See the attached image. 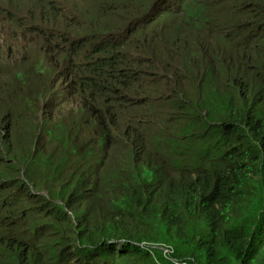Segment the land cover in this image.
Segmentation results:
<instances>
[{"label": "trees", "instance_id": "1", "mask_svg": "<svg viewBox=\"0 0 264 264\" xmlns=\"http://www.w3.org/2000/svg\"><path fill=\"white\" fill-rule=\"evenodd\" d=\"M0 264H264V0H0Z\"/></svg>", "mask_w": 264, "mask_h": 264}, {"label": "rangeland", "instance_id": "2", "mask_svg": "<svg viewBox=\"0 0 264 264\" xmlns=\"http://www.w3.org/2000/svg\"><path fill=\"white\" fill-rule=\"evenodd\" d=\"M155 246L159 247V246H162V245H159V244H154Z\"/></svg>", "mask_w": 264, "mask_h": 264}, {"label": "clouds", "instance_id": "3", "mask_svg": "<svg viewBox=\"0 0 264 264\" xmlns=\"http://www.w3.org/2000/svg\"><path fill=\"white\" fill-rule=\"evenodd\" d=\"M73 39H76V38H73ZM78 39V38H77Z\"/></svg>", "mask_w": 264, "mask_h": 264}]
</instances>
